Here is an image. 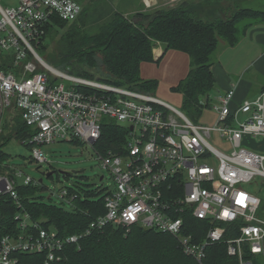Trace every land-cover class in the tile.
Returning <instances> with one entry per match:
<instances>
[{"label": "built area", "instance_id": "built-area-1", "mask_svg": "<svg viewBox=\"0 0 264 264\" xmlns=\"http://www.w3.org/2000/svg\"><path fill=\"white\" fill-rule=\"evenodd\" d=\"M81 12L77 0L0 2V124L8 110L20 112L34 130L21 142L38 163L47 161L43 145L74 139L90 145L112 180L98 187L104 191L105 213L80 232L62 234L23 205L18 187L42 181L5 169L0 202L11 198L18 211L16 228L0 237V264H18V253L63 264L67 246L80 248L83 239L109 224L127 233L140 226L171 234L197 264H206L207 249L220 243L239 264H254L255 257L264 256V219L258 216L264 202V154L241 143L244 135L264 136V90L240 103L234 86L214 95L209 110L215 122L204 125L155 94L61 71L40 55L39 45L53 16L73 22ZM104 117L128 123L119 151L96 147ZM74 186L59 193L70 205L79 197L70 193ZM189 214L202 221L191 232ZM230 228L239 234L226 239Z\"/></svg>", "mask_w": 264, "mask_h": 264}, {"label": "trees", "instance_id": "trees-1", "mask_svg": "<svg viewBox=\"0 0 264 264\" xmlns=\"http://www.w3.org/2000/svg\"><path fill=\"white\" fill-rule=\"evenodd\" d=\"M77 1L82 5V12L75 21L55 15L46 25L39 45L44 54V40L71 24L58 42L59 52L47 55L48 62L64 65L74 75L99 78L155 94L158 81L141 76L142 63L154 61V49L158 44H162L164 51H184L191 58L190 70L173 90L182 94L181 109L195 122L214 101L216 78L212 66L218 59L221 45H236L249 27L264 23V8L254 10L243 6L247 0H182L172 8L138 11L131 19L115 12L104 22L89 18L86 13L90 9H85L83 0ZM2 121L0 172L5 170L4 161L9 158L3 147L14 138L22 141L34 134L16 108L8 110ZM127 133L125 126L104 117L96 147L102 152L119 151L126 142ZM72 142L81 143L77 139ZM42 189V184L18 187L26 210L44 226H55L62 234L80 232L91 220L105 213L104 191L100 188L70 187V193H79L71 210L37 196ZM17 211L11 198L0 202V237L16 228L14 215ZM186 221L188 232L202 224L190 214ZM228 232L226 239L239 234L234 228ZM17 256L18 264H45L44 255L18 253ZM65 256L63 264H197L183 252L179 241L171 234L140 226L127 233L113 224L83 239L80 248L67 246ZM261 257L254 258V264H264ZM247 258L253 257L247 255ZM206 264H239V261L228 255L225 243H220L207 249Z\"/></svg>", "mask_w": 264, "mask_h": 264}, {"label": "rangeland", "instance_id": "rangeland-1", "mask_svg": "<svg viewBox=\"0 0 264 264\" xmlns=\"http://www.w3.org/2000/svg\"><path fill=\"white\" fill-rule=\"evenodd\" d=\"M182 0H83L85 9L89 8L90 12L86 15L90 18L96 19L98 22H104L112 17L115 12H120L127 18L131 19L138 11L153 12L158 9H168L179 4ZM197 1V0H190ZM4 6H14L18 3V0H0ZM243 6L250 7L254 10L263 9V0H247ZM71 24H67L66 28L59 29L58 33H55L52 37L49 36L44 40L46 47L45 54L39 50L41 56L48 62L47 55L49 53L57 54L59 52L58 42L63 37L64 31ZM162 46V44H158ZM228 46L221 45L218 52L219 54L224 51ZM225 55L223 56V58ZM51 64L50 62H48ZM259 64H263V61ZM57 69L71 73L64 65L51 64ZM72 74V73H71ZM89 78V77H88ZM65 83L68 81L64 78H60ZM158 96L157 94H155ZM254 97V96H252ZM168 103L181 108L182 95L176 93L172 99H168ZM215 114L213 111L206 109L197 122L204 125H213ZM245 117H242L244 120ZM3 120V119H2ZM3 123L0 124V135L4 133ZM123 126H128V123H120ZM212 145L217 148H222V145L216 141L211 140ZM242 147L257 153L264 154V136L244 135ZM46 162H35L31 155V149L29 146L24 145L18 139H12L4 147L3 151L8 154V159L4 161L5 169H10L12 172L20 170L25 174L31 176L35 181L43 179L42 186L44 189L38 190L37 196L43 197L47 202L56 204L60 207H64L67 210H71V205L64 202L60 197V191L66 186L78 185L84 190L97 189L101 185H107L112 182L110 175L106 169L102 167V162L99 156L94 152L93 148L84 143H74L70 140L57 141L51 144L42 146ZM48 173H51L49 176ZM105 175L104 181H100V176ZM18 182H22L21 178H17ZM259 177L257 181L259 182ZM248 189L256 188L257 184L253 183L252 187L247 185ZM49 197L51 199H49ZM261 219H264V202L261 206V210L258 213ZM257 256L255 258H260ZM261 262L264 263V256L261 257Z\"/></svg>", "mask_w": 264, "mask_h": 264}, {"label": "crops", "instance_id": "crops-1", "mask_svg": "<svg viewBox=\"0 0 264 264\" xmlns=\"http://www.w3.org/2000/svg\"><path fill=\"white\" fill-rule=\"evenodd\" d=\"M219 56L212 66L216 78L214 95L232 86L236 89V103L258 94L264 88V23L249 27L236 45L228 46ZM190 64L188 53L176 49L164 51L163 46H158L154 49V61L142 63L141 76L157 80L155 94L168 102L165 98L171 100L179 93L173 89L187 76Z\"/></svg>", "mask_w": 264, "mask_h": 264}, {"label": "water", "instance_id": "water-1", "mask_svg": "<svg viewBox=\"0 0 264 264\" xmlns=\"http://www.w3.org/2000/svg\"><path fill=\"white\" fill-rule=\"evenodd\" d=\"M51 173H48V175H50ZM40 181H43V179H40Z\"/></svg>", "mask_w": 264, "mask_h": 264}]
</instances>
